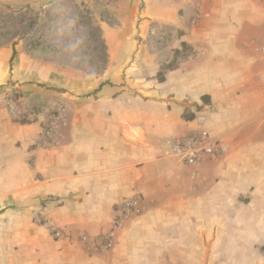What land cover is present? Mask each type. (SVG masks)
Here are the masks:
<instances>
[{
    "label": "crops",
    "instance_id": "obj_1",
    "mask_svg": "<svg viewBox=\"0 0 264 264\" xmlns=\"http://www.w3.org/2000/svg\"><path fill=\"white\" fill-rule=\"evenodd\" d=\"M100 3L126 11L105 78L13 61L38 107L19 122L0 105V264H264V0ZM201 132L223 152L188 165L173 147ZM132 198L141 212L93 249Z\"/></svg>",
    "mask_w": 264,
    "mask_h": 264
},
{
    "label": "rangeland",
    "instance_id": "obj_2",
    "mask_svg": "<svg viewBox=\"0 0 264 264\" xmlns=\"http://www.w3.org/2000/svg\"><path fill=\"white\" fill-rule=\"evenodd\" d=\"M100 1L0 0V70L5 69V76L10 77L7 82L0 78V105L11 116L16 112L17 121H26L22 113L29 109L35 112L38 107L36 101L30 105L31 108L26 106L21 93L12 85L14 62L20 53H28L37 60L59 66L68 77L88 83L107 76L109 41L117 39L116 29L122 28V18L115 14L125 17L126 11L125 7L118 6L116 10V6ZM143 9L142 3L139 13ZM140 23L137 21L136 28L139 29ZM152 36L144 39L137 35L135 40L139 44L144 43L148 49L155 45L160 50L159 44L165 37ZM56 115L59 116V112Z\"/></svg>",
    "mask_w": 264,
    "mask_h": 264
},
{
    "label": "built area",
    "instance_id": "obj_3",
    "mask_svg": "<svg viewBox=\"0 0 264 264\" xmlns=\"http://www.w3.org/2000/svg\"><path fill=\"white\" fill-rule=\"evenodd\" d=\"M199 17L200 15L198 13L195 14L193 19L194 22H197ZM13 113L14 115H17L16 112ZM60 121V116H52L51 122L46 130L48 136L59 131ZM173 151L183 162L188 165H196L206 157L222 153L223 148H221V144L218 140L213 139L207 132H201L187 138L183 142H177L173 147ZM120 210L121 214L114 220L110 232L107 235L100 237V243L94 242L93 249H112L115 244L118 229L121 228L129 218L134 217L141 212L140 202L135 198L128 199L120 206ZM54 234L57 238L64 236L60 231H54Z\"/></svg>",
    "mask_w": 264,
    "mask_h": 264
},
{
    "label": "trees",
    "instance_id": "obj_4",
    "mask_svg": "<svg viewBox=\"0 0 264 264\" xmlns=\"http://www.w3.org/2000/svg\"><path fill=\"white\" fill-rule=\"evenodd\" d=\"M15 55H16V51H15L14 54H13V58H14ZM171 68H173V66H171ZM61 92H64V91L61 90ZM185 118L188 119V120L193 119L192 116H185Z\"/></svg>",
    "mask_w": 264,
    "mask_h": 264
}]
</instances>
